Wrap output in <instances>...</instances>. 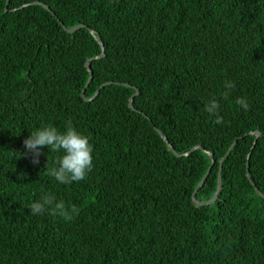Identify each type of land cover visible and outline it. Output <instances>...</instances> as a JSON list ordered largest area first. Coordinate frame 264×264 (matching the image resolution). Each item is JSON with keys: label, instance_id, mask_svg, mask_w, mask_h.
Wrapping results in <instances>:
<instances>
[{"label": "trees", "instance_id": "obj_1", "mask_svg": "<svg viewBox=\"0 0 264 264\" xmlns=\"http://www.w3.org/2000/svg\"><path fill=\"white\" fill-rule=\"evenodd\" d=\"M8 3L0 0V264H264V0ZM226 81L236 87L224 99ZM213 98L223 124L205 109ZM69 123L92 138L95 168L61 185L46 171L59 154L45 149L34 165L24 141ZM156 128L178 154L201 148L178 157ZM220 178L218 200L197 205L205 179L200 203L215 199ZM49 193L80 214L32 215Z\"/></svg>", "mask_w": 264, "mask_h": 264}, {"label": "clouds", "instance_id": "obj_2", "mask_svg": "<svg viewBox=\"0 0 264 264\" xmlns=\"http://www.w3.org/2000/svg\"><path fill=\"white\" fill-rule=\"evenodd\" d=\"M224 87L226 91L223 93V98L227 99L236 87V83L226 81ZM236 103L244 111L251 110V105L245 97L238 98ZM221 108V102L216 98L209 100L205 105L206 111L216 117V124L224 123V118L220 115ZM24 144L27 152L23 155L30 154L34 165L41 163V156L44 155L45 149L59 154L56 157L55 166H51L48 159L46 171L61 185L79 183L85 180L95 168V145L92 138L71 123L63 130L51 124L41 127L32 132ZM30 209L32 215L50 214L67 220L80 214L78 206L57 199L54 193L45 194L42 199L33 202Z\"/></svg>", "mask_w": 264, "mask_h": 264}, {"label": "water", "instance_id": "obj_3", "mask_svg": "<svg viewBox=\"0 0 264 264\" xmlns=\"http://www.w3.org/2000/svg\"><path fill=\"white\" fill-rule=\"evenodd\" d=\"M10 3H11V0H9L8 5H10ZM35 4H41V3H40V2H37V3H35ZM31 5H33V4H27V5L23 6V7H28V6H31ZM47 8H48L50 11H52V9L50 8V6H47ZM54 15L56 16L55 13H54ZM84 28H86V26H80V27H77V28H75V29H73V30H69L68 28H66V31H68L70 34H76L77 32H79L80 30H82V29H84ZM93 33H94V32H93ZM101 44H102V46H103V48H104V50H105V44H104L103 42H102ZM104 58H106V53H105L101 58H98V59H95V60H102V59H104ZM93 61H94V60H89V61H88V63H87V69H88V71L91 70V69H90V63L93 62ZM92 80H93V77L91 76V80H90V82H89V85L91 84ZM109 84H111V83L105 84L104 86H107V85H109ZM139 93H140L139 90H137V93H136L135 96L139 95ZM99 95H100V91L97 93L95 99H96ZM135 96H133V97L131 98V100H130V107H131L132 109H134V107H133V99H134ZM83 98H85V94H83ZM87 101H89V100H87ZM156 129H157V131L159 132V134L161 135V137H162V138H163V139L169 144L170 148L174 151V153H175L178 157H188V156H190L192 153H194L196 150H198V149L201 148V147L194 148V149L191 150L189 153L184 154V155L178 154L177 151L174 149V147L170 144V142H169L168 138L165 136V134H164L162 131H160L158 128H156ZM252 134H253V135H256V137H257L256 140H255V144H256V143L258 142L259 138L261 137V132L258 131V132L252 133ZM236 144H237V141L233 144V146L231 147V150L233 149V147H234ZM253 149H254V148H253ZM231 150H230V151H231ZM210 155H211L212 158L214 159V154H213V153H210ZM251 157H252V152H251V153L249 154V156H248L249 160L251 159ZM222 162H223V161H222ZM214 163H215V161H214ZM210 173H211V170L208 172V175H207L206 179L209 177ZM206 179H205V181H206ZM205 181L200 185V187L197 189L196 193H197L200 189H202V188L204 187V185H205V183H206ZM222 184H223V183H222V178H220V187H219L218 193H217L215 199H214L213 201L209 202V203H200V202H198L197 199H196V193H195V195H194V199H195V202L197 203V205H199V206H208V205H211V204L215 203V202L218 200V198H219V196H220V193H221V191H222ZM257 189H258V188H257ZM258 191H260V190L258 189Z\"/></svg>", "mask_w": 264, "mask_h": 264}]
</instances>
